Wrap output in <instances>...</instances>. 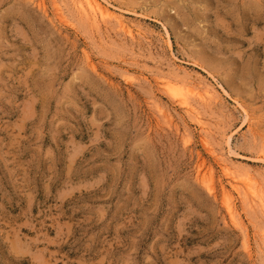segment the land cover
Segmentation results:
<instances>
[{
	"label": "rangeland",
	"instance_id": "374dc122",
	"mask_svg": "<svg viewBox=\"0 0 264 264\" xmlns=\"http://www.w3.org/2000/svg\"><path fill=\"white\" fill-rule=\"evenodd\" d=\"M107 1L0 0V264H264V0Z\"/></svg>",
	"mask_w": 264,
	"mask_h": 264
},
{
	"label": "bare ground",
	"instance_id": "6f19581e",
	"mask_svg": "<svg viewBox=\"0 0 264 264\" xmlns=\"http://www.w3.org/2000/svg\"><path fill=\"white\" fill-rule=\"evenodd\" d=\"M72 3L74 5L75 9L77 10V12L81 16H83L87 20H89L94 26L95 25L97 26V25L103 24V23L105 24V23L110 22V21H114L116 23V25L123 32H125L129 36H133L134 35L133 34V29H132V27H130L131 25L129 26L127 23H125V21H123L124 19H120V17L116 13L117 8H115L113 5H111L107 0H72ZM56 11H57L56 12L57 16H59L60 18H62L63 16H62V13H61L60 9L59 8H56ZM58 11H60L61 14ZM119 11H121V10L119 9ZM121 18H124V17H121ZM62 20H63V18H62ZM65 21H66V19H65ZM93 66H94V64H93ZM91 70H93V69H91ZM160 84H161V86L164 87L165 90L168 91V93L175 99V101H177L183 107V109L186 112H188L190 114H193V116H194L197 124L199 125L200 129L202 131L206 132V127L204 125V122H203L201 116L199 115V113H197V111L195 110V108L191 105V102L188 99V97L185 96V94H183V92H182L183 88H181V86L186 87L185 93H189L191 95L193 94L195 96V98L197 99V101L202 102V103L208 101L212 97V94H213L212 89L213 88L208 85L209 88L205 87L203 89H200L197 85H191V84H188L187 82L185 83V82H182L181 80H178V79H175V78H164V79H162L160 81ZM210 88H212V89H210ZM162 90H163V88H162ZM217 94H219V93H217ZM163 111H164V109H163ZM161 112H162V110H161ZM229 141L230 140H228V144H229ZM205 144H206V142H205ZM211 153L214 154L215 151L211 149ZM229 153H230V151H229ZM218 155L219 154H214L215 158L219 162L218 164H220V167L222 169L221 171H223L224 175L227 176L228 179H230V181H231L230 184H232V186H233L234 183L240 182L244 186V190H245V192H244V199L247 200L246 198L248 197L249 200L252 202L253 206H258V207H261L262 208L264 206L263 193H262V191H261V189L259 187V184L255 180L253 174L249 170H241V171H238L236 169L237 167L236 168L233 167L232 164H229L220 155L219 156ZM201 166H202V164H201ZM199 168H200V165H199ZM198 171H199V169H198ZM196 174H197V176H195V177H197V179L200 180L201 179L200 173L198 172ZM201 180H203V178ZM206 185H207V189L210 192H213L215 190V187L212 184L206 183ZM235 186H237V185H235ZM220 193H221V195L224 198H227L226 196L228 194H226L225 186H221ZM245 196H247V197H245ZM227 202L228 201L226 200V203ZM230 205L226 204V206H225L226 207V210H227V213L229 215L228 218L231 219V222L233 221V222L236 223L235 218H234L235 215H234V212H233L234 209L232 208L233 206H230Z\"/></svg>",
	"mask_w": 264,
	"mask_h": 264
}]
</instances>
